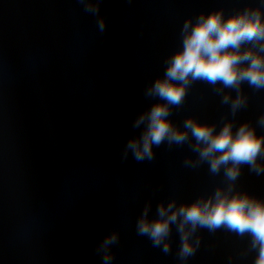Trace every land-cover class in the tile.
<instances>
[{"label":"clouds","instance_id":"1","mask_svg":"<svg viewBox=\"0 0 264 264\" xmlns=\"http://www.w3.org/2000/svg\"><path fill=\"white\" fill-rule=\"evenodd\" d=\"M84 11L97 16L100 33L106 30V20L99 15L102 0H78ZM181 48L165 59V71L144 88L145 99H156L132 122L139 136H131L124 145L121 160L129 154L136 162H152L155 149L167 144L187 145L195 157L187 156L186 168L198 169L208 165L213 176L222 172L223 183L210 195H200L192 202L177 203L175 198L163 200L150 216L151 202L145 204L136 221L138 236H146L154 248L164 254L172 252V229L179 235L177 259L183 264L199 250L200 229L210 233L225 230L240 238L247 237L248 245L240 253L247 257L255 253L253 264H264V199L237 187L242 169L257 176L264 175V134L256 127H264V113L256 125L244 121L235 126L237 114L245 109L249 96L247 84L254 91L264 90V0L236 11L227 17L223 8L188 17L180 29ZM212 86L220 96V103L229 107L231 119L221 116L222 125L201 122L194 116L177 126L172 110L183 106L189 89L195 82ZM235 92L233 96L232 93ZM120 234L112 231L100 242L96 252L102 264H111L112 248L119 243ZM232 257H229L231 261Z\"/></svg>","mask_w":264,"mask_h":264}]
</instances>
